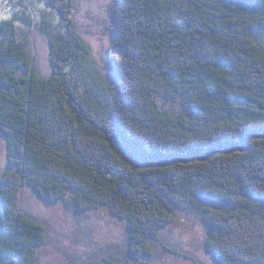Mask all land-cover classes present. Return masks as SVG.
Wrapping results in <instances>:
<instances>
[{
	"label": "trees",
	"instance_id": "trees-1",
	"mask_svg": "<svg viewBox=\"0 0 264 264\" xmlns=\"http://www.w3.org/2000/svg\"><path fill=\"white\" fill-rule=\"evenodd\" d=\"M41 1L0 0V264H40L47 243L20 209L23 186L124 219L126 249L101 264L146 263L183 211L203 220L218 264H264V0H114L127 53H109L112 77L73 0ZM18 22L48 36V78Z\"/></svg>",
	"mask_w": 264,
	"mask_h": 264
},
{
	"label": "rangeland",
	"instance_id": "rangeland-1",
	"mask_svg": "<svg viewBox=\"0 0 264 264\" xmlns=\"http://www.w3.org/2000/svg\"><path fill=\"white\" fill-rule=\"evenodd\" d=\"M26 1L36 2L34 7L42 3L41 0ZM73 4L76 28L91 46L106 74L112 77L111 71L105 67L109 53L118 57L127 53L126 45L116 44L111 30L114 0H73ZM52 10L55 16H63L62 10ZM10 16V3H1L0 20ZM17 25L21 38L28 37L31 42V60L35 69L42 77L48 78L54 71L48 36L32 31L20 22ZM7 163L8 143L0 134L1 169H5ZM20 209L46 226L47 243L37 252L40 264H101L105 255L127 247L129 229L126 221L107 208L77 212L64 201H46L31 187L23 186ZM206 240L207 228L203 220L197 214L183 211L161 230L157 239H149L152 256L146 263L125 260L124 264H218Z\"/></svg>",
	"mask_w": 264,
	"mask_h": 264
}]
</instances>
